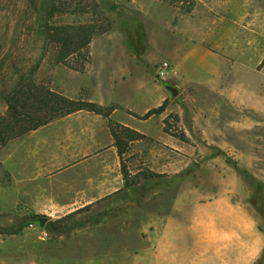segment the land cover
Instances as JSON below:
<instances>
[{"label": "rangeland", "instance_id": "1", "mask_svg": "<svg viewBox=\"0 0 264 264\" xmlns=\"http://www.w3.org/2000/svg\"><path fill=\"white\" fill-rule=\"evenodd\" d=\"M263 122L264 0H0V264H153L179 194L245 182L221 151L262 180Z\"/></svg>", "mask_w": 264, "mask_h": 264}, {"label": "crops", "instance_id": "2", "mask_svg": "<svg viewBox=\"0 0 264 264\" xmlns=\"http://www.w3.org/2000/svg\"><path fill=\"white\" fill-rule=\"evenodd\" d=\"M213 187L178 195L155 240L153 264H264V226L252 189L233 173Z\"/></svg>", "mask_w": 264, "mask_h": 264}, {"label": "trees", "instance_id": "3", "mask_svg": "<svg viewBox=\"0 0 264 264\" xmlns=\"http://www.w3.org/2000/svg\"><path fill=\"white\" fill-rule=\"evenodd\" d=\"M47 8H48L49 14H47L46 11H45V13L48 15L49 18H51L52 15L54 14L51 12L52 6H48ZM17 95H19L18 92H17L16 96ZM51 102L53 104V106L51 108V112L52 113L58 112L59 115H69L73 112L81 111V110H88V111H92V112H96L98 114H101V109L93 102H89L87 104H82V103L75 102L73 100L69 101L65 98H60V97L52 98ZM163 110H164V107H161L157 111L162 112ZM152 113H153V111H151L148 115H150ZM35 120H36V122H35V126L33 127V129H37L38 127L46 124V122L48 121V119L46 120V119H41V118H38ZM112 134H113V138H114V145L117 147L118 155L122 161H123V157L126 153L127 147L129 145L128 143H133V142L138 141L139 139H141L143 137L138 132L133 131L130 128H127L125 126H120L119 128H114L112 131ZM124 134H125V137L128 138V140L125 139ZM6 135H8V134H6ZM6 135H4V133L0 131V138L4 139V137ZM220 154H223L226 157L227 162L230 164V166L233 169H235L237 174L240 175L245 180L247 185L252 189L253 194L251 196L250 202L252 203V205L255 208H257L258 203H259V199L264 194V181L259 179L258 177H256L250 171L240 167L238 165L237 161H235L231 157L227 156V154H225V152L221 151ZM122 170H123L124 177L126 179V175H127L126 169L123 167ZM128 187L133 188L134 186H128ZM36 218L33 217L32 220L35 221ZM28 224H29V222H26L25 224H21L19 226L18 231L25 228ZM2 231H6V233H9V234H14L16 232V230L14 228H10L8 230L0 229V233Z\"/></svg>", "mask_w": 264, "mask_h": 264}, {"label": "water", "instance_id": "4", "mask_svg": "<svg viewBox=\"0 0 264 264\" xmlns=\"http://www.w3.org/2000/svg\"><path fill=\"white\" fill-rule=\"evenodd\" d=\"M166 89L171 93L172 97L176 98L180 94V90L176 86L167 85ZM49 218L46 216H39L35 222L39 224L40 228H44L48 223Z\"/></svg>", "mask_w": 264, "mask_h": 264}, {"label": "built area", "instance_id": "5", "mask_svg": "<svg viewBox=\"0 0 264 264\" xmlns=\"http://www.w3.org/2000/svg\"><path fill=\"white\" fill-rule=\"evenodd\" d=\"M158 71L163 76L170 75L175 72L173 66L169 62H162L158 68Z\"/></svg>", "mask_w": 264, "mask_h": 264}]
</instances>
